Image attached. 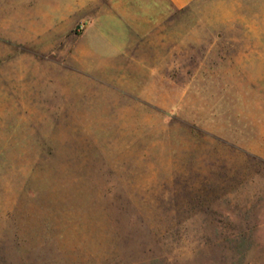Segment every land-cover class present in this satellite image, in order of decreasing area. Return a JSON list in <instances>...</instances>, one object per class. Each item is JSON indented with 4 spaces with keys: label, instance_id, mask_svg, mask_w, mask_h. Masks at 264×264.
Returning a JSON list of instances; mask_svg holds the SVG:
<instances>
[{
    "label": "rangeland",
    "instance_id": "1",
    "mask_svg": "<svg viewBox=\"0 0 264 264\" xmlns=\"http://www.w3.org/2000/svg\"><path fill=\"white\" fill-rule=\"evenodd\" d=\"M165 5L0 0V264H264V0Z\"/></svg>",
    "mask_w": 264,
    "mask_h": 264
},
{
    "label": "crops",
    "instance_id": "2",
    "mask_svg": "<svg viewBox=\"0 0 264 264\" xmlns=\"http://www.w3.org/2000/svg\"><path fill=\"white\" fill-rule=\"evenodd\" d=\"M194 1L196 0H165V6L168 8L180 9L192 4ZM60 2L63 7L60 9L62 10L60 16H63L64 18L66 17V19L70 20V22H82L83 28L86 30V33H89L87 35L91 39V43L89 45L79 46L77 52L79 60L83 61L85 59V55H91V52L89 51L90 48H92V54H94V49L97 46L96 39H125L124 33L129 30L125 20H118L115 14L111 12H100L93 9L89 11L90 5L95 3L96 0H60ZM148 7L150 11L148 12L149 18L146 19V21L156 22V12L162 7V4L152 1L148 3ZM117 45L123 47L124 43H113V47L116 48ZM85 48L86 51L83 52L82 49L85 50Z\"/></svg>",
    "mask_w": 264,
    "mask_h": 264
}]
</instances>
